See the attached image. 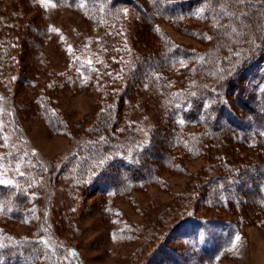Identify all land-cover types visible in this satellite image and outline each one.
Segmentation results:
<instances>
[{
  "label": "trees",
  "instance_id": "obj_1",
  "mask_svg": "<svg viewBox=\"0 0 264 264\" xmlns=\"http://www.w3.org/2000/svg\"><path fill=\"white\" fill-rule=\"evenodd\" d=\"M49 1L80 13L91 27L103 31L104 38L113 34L115 49L124 57L106 66L95 53L98 61L77 56L62 72L47 75L46 70L41 84L45 90L24 106L23 114L34 116L50 133L75 131L91 139L67 155L57 175L73 190L104 198L103 219L108 217L112 228L116 225L111 231L114 240L129 243L145 227L163 228L168 209H157L155 220L148 223L121 219L114 202L136 203L134 192L164 187L166 174H179L189 162L202 159L201 169L191 177V208L179 218L169 214L166 224H171L162 243L141 264H153L154 257L165 263L177 258L183 264L180 255L186 251H175L169 236L191 245L187 264H219L216 251L234 243L236 225L247 220L244 210L264 225V0ZM27 7H33L29 0H19L0 10V77L8 74L23 84L33 83L30 77L39 74L30 64L35 47L30 45L33 27L25 18ZM37 7L45 11L43 4ZM128 12L135 17L130 19ZM164 24L196 44L178 41ZM95 37L93 41H99ZM21 60L28 67L23 68ZM17 66L25 74L19 75ZM103 66L113 71L100 78ZM80 73L86 76L84 87H92L97 95L95 113L71 121L50 99ZM139 105L151 115L145 127L121 118ZM2 111L0 264L84 263L79 249L57 231L76 226L72 212L67 211L70 218L63 221L61 215L52 232L38 224L36 191L50 177L44 178L37 158L29 160L12 150L22 138ZM22 162L25 166L18 169ZM231 209L241 211L237 224L225 214ZM19 226L27 231H17Z\"/></svg>",
  "mask_w": 264,
  "mask_h": 264
},
{
  "label": "rangeland",
  "instance_id": "obj_2",
  "mask_svg": "<svg viewBox=\"0 0 264 264\" xmlns=\"http://www.w3.org/2000/svg\"><path fill=\"white\" fill-rule=\"evenodd\" d=\"M14 1L19 0H0V10L1 7L10 5ZM34 2L37 5L43 4L45 11L38 10ZM29 3L33 7H27L25 18L31 20L33 32L30 45L35 47L30 64L33 63L34 70L38 71L40 75L32 74L30 79L33 83L30 81V84L16 81L8 74L2 75L0 77V110L6 111V113L2 111V116L10 118L12 125L22 138L13 145L12 150L26 154L29 160L33 157L37 158L44 167V172L42 171L44 178L50 177L47 180L44 179L40 190L36 191L35 204L38 224L44 223L47 230L52 232L53 226L57 225L60 216L64 217L63 221L65 218H70L67 211L72 212L76 226L73 224L64 226L62 222L66 228H59L57 231L61 234L64 242L79 249L84 261L82 264H141L144 260H149L150 252L155 246L162 243L160 238L169 230L167 226L171 224V221L167 223L168 225L166 224L170 220L168 219L169 214L171 218H179L181 214L191 208H189L190 198L188 196L189 186L193 182L191 177L201 169L204 161L202 159L191 161L185 165L184 171L181 173L166 174L164 187L151 186L147 192H134L136 203L127 199L117 200L118 204L114 202L116 212L121 219L127 218L133 221L143 219V222L148 223L152 219L155 220L157 209L162 210L165 207L168 209L167 216L160 225L163 228L145 227L144 230L137 232V237L129 243L114 240L111 231L116 225L112 228L108 217L106 220L103 219L101 204L104 202V198L99 197L93 191L85 192L79 188L73 190L74 188L71 187V184L69 186V182L64 184L60 175H57L58 169L67 155L76 146L84 141L90 142L91 139H83V136H79L75 131L71 135L50 133L41 122L35 120L34 116H27L23 113L26 110L24 106H27L31 101L34 103L37 93H43L45 90L41 84L44 82L42 77L46 70L47 75L50 72H62L65 67L70 68L74 64V59L77 56L85 58L89 63L93 61V56L98 61L95 53L106 66H113V59H123V53L118 55L119 51L115 49L118 41L116 38L114 39L113 34L104 38L101 35L103 31L98 26L91 27V24L80 13L49 0H29ZM128 14L130 19L135 17L131 12ZM39 18L41 23L38 21ZM164 26L178 41L196 44L194 39L180 34L172 26L168 24H164ZM34 37L35 43L32 42ZM94 37L99 41L94 42ZM23 61L27 62V57ZM20 64L23 68L28 67L27 64H22V60ZM106 66L101 67L100 78H104L113 71V68L105 69ZM117 67L121 68L120 65ZM17 68L16 72L19 75L25 74L18 71L20 67L17 66ZM51 77L53 78V76ZM85 79L86 76L82 73L75 75L68 87L55 90L56 93L51 94L53 97L50 96L53 105L59 107L71 121L89 119L95 113L97 95L91 89L92 87H84ZM18 107L20 110L17 109ZM22 107H24L23 111H21ZM121 118L127 122L135 121L138 126L143 127L151 123L150 112L141 105L136 109H128L123 116L121 115ZM143 129L145 131L146 128H142V131ZM22 166H25L23 162L19 164L18 169ZM143 211L149 214L144 216ZM239 213H241L240 210L234 211L233 209L225 212L229 216L228 219L236 224ZM250 213L247 210L242 212L247 220H242L236 225L239 232L234 238V243L223 245L219 250H215L219 255V264H264V225L261 222H256L255 214ZM210 214L215 215V212ZM233 227H235L234 224ZM16 230L25 232L27 228L19 226ZM147 232H149L148 238H146ZM169 237L170 242L168 243L174 247L175 251L179 253L186 251L180 257H184L182 262L187 264L185 258L186 254L191 253V245L181 237ZM213 253L215 254V252ZM174 259V263L167 261L165 263L160 257H154L152 261L153 264H179L178 259Z\"/></svg>",
  "mask_w": 264,
  "mask_h": 264
}]
</instances>
